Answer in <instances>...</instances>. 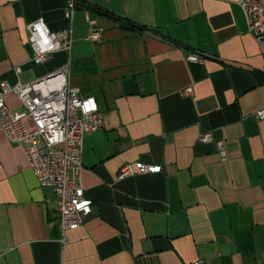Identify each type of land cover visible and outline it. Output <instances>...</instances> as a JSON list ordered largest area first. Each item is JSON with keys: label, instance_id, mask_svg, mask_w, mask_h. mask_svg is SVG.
Masks as SVG:
<instances>
[{"label": "crops", "instance_id": "1", "mask_svg": "<svg viewBox=\"0 0 264 264\" xmlns=\"http://www.w3.org/2000/svg\"><path fill=\"white\" fill-rule=\"evenodd\" d=\"M80 1L108 13L76 4L69 20L66 0H0V78L30 81L67 64L103 119L82 141L92 210L65 242L52 187L0 130V264H264V118L254 116L264 49L238 0ZM87 9L103 27L96 41L84 37ZM39 18L69 26L73 41L35 62L27 25ZM189 51L203 61L186 60ZM5 102L22 108L12 92ZM130 161L161 169L117 177Z\"/></svg>", "mask_w": 264, "mask_h": 264}, {"label": "built area", "instance_id": "2", "mask_svg": "<svg viewBox=\"0 0 264 264\" xmlns=\"http://www.w3.org/2000/svg\"><path fill=\"white\" fill-rule=\"evenodd\" d=\"M238 3L248 31L264 49V0H238ZM75 8V0H66L64 16L71 20ZM86 11L87 31L84 37L96 41L101 38L103 27L88 9ZM27 29L35 62L46 60L55 50H69L71 47L73 37L69 26L51 30L39 18L29 22ZM48 44L58 47L49 50ZM185 59L201 62L204 55L189 51ZM183 91L191 93L192 87L187 86ZM8 92L16 95L21 109L7 106L5 95ZM254 116L264 118V106L254 111ZM102 122V112L94 95L83 92L69 82L67 64L30 81L10 84L0 78V130L10 141L23 147L38 182L52 187L57 201L62 242L67 239L65 231L78 227L92 210V199L85 196L81 183L82 141L85 134L101 127ZM199 137L204 141L211 140L210 131L200 133ZM216 145L223 155L224 140H217ZM160 169L159 164L130 161L118 169L117 177ZM188 264L209 263L197 259Z\"/></svg>", "mask_w": 264, "mask_h": 264}, {"label": "trees", "instance_id": "3", "mask_svg": "<svg viewBox=\"0 0 264 264\" xmlns=\"http://www.w3.org/2000/svg\"><path fill=\"white\" fill-rule=\"evenodd\" d=\"M77 5H81V6H85L91 10H94L96 12H104V13H108L106 10H102L101 8L97 7L96 5L90 4V3H85L83 1L77 0L76 1ZM114 18H116L119 23L125 27V28H130V29H142L141 25L135 23L134 21L130 20V19H126L124 17L118 16V15H114L111 14Z\"/></svg>", "mask_w": 264, "mask_h": 264}, {"label": "clouds", "instance_id": "4", "mask_svg": "<svg viewBox=\"0 0 264 264\" xmlns=\"http://www.w3.org/2000/svg\"><path fill=\"white\" fill-rule=\"evenodd\" d=\"M45 44H47V40L44 41ZM54 47H58V45H52V44H48V49L51 50Z\"/></svg>", "mask_w": 264, "mask_h": 264}]
</instances>
